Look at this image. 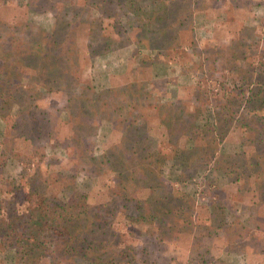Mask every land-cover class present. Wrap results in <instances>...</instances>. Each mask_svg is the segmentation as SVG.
Segmentation results:
<instances>
[{
    "label": "trees",
    "instance_id": "1",
    "mask_svg": "<svg viewBox=\"0 0 264 264\" xmlns=\"http://www.w3.org/2000/svg\"><path fill=\"white\" fill-rule=\"evenodd\" d=\"M94 1L100 15L93 12L84 17L70 13L63 0H25L23 5L0 0V120L4 124L0 131V264H142L145 259L148 263L184 264L173 252L165 259L168 240L189 232L196 221L203 225V235L214 232L216 237L219 226L213 231L206 213H192L188 192L169 182L151 185L147 174L163 175L164 164L171 160L178 167V178L186 180L208 164L211 158L204 137H193L199 127L198 115L208 108L213 111L208 120L218 139L236 135L241 142L240 149L230 155L231 165L224 174L235 185L234 192L264 201V168L253 171L246 157L253 140L264 146V14L253 25L239 16L235 27L224 19L216 20L217 28L209 37L200 38L194 31L195 16L215 12L221 2L231 4L229 0H206L205 6L189 11L178 10L180 0ZM252 1L244 0L241 6L249 11ZM112 3L125 6L136 16L131 31L138 34L136 42L150 50L146 65L161 60L167 51L172 52L171 57L174 52L186 54L180 62L192 64L185 46L202 47L204 60L198 68L205 76L197 81L193 95L181 97L150 84L145 105L134 108L117 98L119 85H94L92 76L85 73L86 51L82 52L81 45L91 27L112 35L126 30L117 12L110 10ZM3 10L11 12L9 18L1 17ZM29 10L52 12L51 41L26 40L23 33ZM220 47H232L237 53L236 69L217 73L214 51ZM227 77L236 78L241 88L232 90ZM74 107L75 117L70 119ZM104 121L115 136L105 151L87 159H71L76 171L104 178V194L77 209L68 201L70 192L66 196L65 190L73 187L65 183L63 170L50 169L47 162L43 165L44 146L57 140L69 153L76 128L99 127ZM133 126L141 133L127 137ZM147 135L156 137L161 152L149 148ZM11 148L18 152L21 165L16 175L5 173ZM118 149L124 153L123 171L113 169L107 154ZM261 215L264 213L258 211L255 217ZM92 228H111L114 236L97 241L90 235ZM251 234L255 238L264 235L258 230ZM9 240L16 241L20 249L7 247ZM223 244L232 248L228 241ZM194 245L202 262L209 245ZM248 252L262 250L251 244Z\"/></svg>",
    "mask_w": 264,
    "mask_h": 264
},
{
    "label": "rangeland",
    "instance_id": "2",
    "mask_svg": "<svg viewBox=\"0 0 264 264\" xmlns=\"http://www.w3.org/2000/svg\"><path fill=\"white\" fill-rule=\"evenodd\" d=\"M15 1L19 5H23L25 2V0ZM111 1L129 2V0ZM145 1L150 2V0ZM229 1L231 4L221 2V7L215 12L210 11L209 14L202 12L195 16L194 31L197 37H209V34L217 28L216 20L224 19L228 26L235 27L239 22L237 19L239 16L246 23L253 25L264 14V0H253L249 11L241 6V2L244 0ZM63 3L67 5L70 13L77 16L90 17L94 14L93 12L100 15L96 10L94 0H86L83 3L63 0ZM234 4L239 7L233 8ZM205 5L206 0H180L178 10L189 11L195 6ZM109 8L114 13L117 12V17L128 31L124 30L116 35L108 34L98 27H91L88 31L84 39L85 42L83 41L80 45L82 52L86 51L85 73L92 76L94 85L96 87L119 85L116 93L117 98L134 108H142L145 105L150 84L171 90L175 94H180L181 97L193 95L192 92L197 81L205 76V72L202 73L198 68L200 62L204 60L202 47L199 44L185 46V51L191 55L192 64L180 62L186 57V54L179 53L180 55H177L178 53L174 52L175 57H171L172 52L167 51L168 57L162 56L161 60L146 65L144 61L148 59L150 50L137 43L138 34L135 30L131 31L133 23L137 24L136 16L132 11L126 10L125 6L120 7L116 3L110 4ZM248 13L252 15L245 16ZM10 14V11L3 10L1 17L9 18ZM26 16L29 21L24 28L23 35L27 41L46 43L52 40L53 35L50 29L53 25L54 15L50 10L40 12L29 10ZM214 56V67L218 68L217 73L219 71L226 73L228 70L236 69L238 56L232 47L215 49ZM227 78L230 80L232 90L241 88L238 85L239 82L235 81L236 78L234 80L231 77ZM217 88H219L218 85ZM211 94L214 95L213 92ZM171 96L176 98L173 93ZM211 99L214 103L213 97ZM212 116L213 111L209 108L200 112L197 119L199 127L193 133V137L200 135L205 139V146L211 158L207 165L199 168L198 173L196 171L192 177L186 180L178 178V167L171 160L164 164L163 175L156 172L147 174V181L151 185L160 187L166 186V183L169 182L188 192L190 196L188 204L191 205L192 213L194 215L206 213L210 217L213 231L219 226L215 230L217 231L216 238L214 232L212 236L203 235V225L196 221L189 232L177 234L172 240H168L167 249L166 247L164 249V253L167 255L165 259L170 257L169 252H173L180 260L179 262L184 264H264V242L262 241L264 238L261 237L264 235L255 238L251 234L253 230L264 233V215L255 217L258 211L264 213V201L254 199L249 195L239 196L234 192L235 185L230 183L229 177L224 174L227 172L228 166L231 165L230 155H234V152L240 149L241 142L235 137L236 135H232L229 139L219 140L209 123L212 120H208ZM74 117L75 107L71 109L70 119H74ZM3 126L4 124L0 120V131ZM140 133L141 129L133 126L128 129L127 137L139 136ZM14 134L15 130H12L9 139L11 147ZM147 138L150 149L160 152L163 150L158 145L155 136L147 135ZM114 139L115 136L111 135L110 124L104 121L99 127L87 125L76 128L71 134V152L69 153L61 148L57 140L46 142L45 157L42 163L43 165L46 162L49 163L50 169L61 168L63 170L65 183L73 187L72 191L65 190L66 196L70 192L68 201L73 207L78 209L88 199L99 200L104 194V188L101 187L104 178L87 171H76L71 166L73 163L71 159L73 157L87 159L92 154L102 153ZM252 143V148L247 149L246 157L249 158L250 165L255 171L264 168V146L257 139ZM108 152L113 169L123 171L125 169L123 151L118 149ZM10 154L12 157L6 165L5 173L16 175L21 170V165L16 159L18 152L11 148ZM82 163L85 164L86 161L84 160ZM230 191H233L232 194H229ZM233 204H237V206L234 207ZM110 205L114 207L113 203ZM230 221L231 223L234 221L235 229L233 227L230 229ZM138 225L144 226L145 224L139 223ZM113 232L111 228H92L90 235L97 241L100 239L111 240L114 236ZM224 241H228L232 248L224 247ZM195 242H198L202 247L209 245V254L203 258L202 262L194 245ZM251 244H257L262 253L248 252ZM6 246L20 249L19 244L13 240H9ZM17 256L20 257V252L17 253ZM142 264L158 263H148V260L145 259Z\"/></svg>",
    "mask_w": 264,
    "mask_h": 264
}]
</instances>
